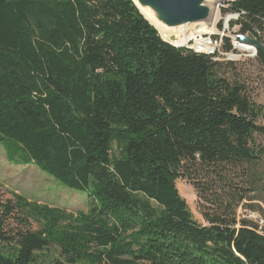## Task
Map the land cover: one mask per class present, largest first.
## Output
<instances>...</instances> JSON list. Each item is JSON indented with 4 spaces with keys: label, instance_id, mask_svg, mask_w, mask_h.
Masks as SVG:
<instances>
[{
    "label": "trees",
    "instance_id": "1",
    "mask_svg": "<svg viewBox=\"0 0 264 264\" xmlns=\"http://www.w3.org/2000/svg\"><path fill=\"white\" fill-rule=\"evenodd\" d=\"M224 11L264 45V0ZM202 52L165 42L133 0H0V146L89 195L77 213L0 199V264H264V226L237 217L264 184V109Z\"/></svg>",
    "mask_w": 264,
    "mask_h": 264
},
{
    "label": "rangeland",
    "instance_id": "2",
    "mask_svg": "<svg viewBox=\"0 0 264 264\" xmlns=\"http://www.w3.org/2000/svg\"><path fill=\"white\" fill-rule=\"evenodd\" d=\"M231 1L234 0H220L219 3L212 5L213 9L216 8V13L213 14L211 22L197 23L194 25L196 27L194 30H206L202 33L203 50L208 52L206 54L217 53L216 60L224 63L222 66L224 74L245 84L253 101L264 109V65L258 59L256 52L245 51L243 44H240L239 48L236 47L237 35H241L240 25L232 23L239 17L235 12L223 11L229 7ZM221 4L226 7L222 9ZM202 24L204 25L202 26ZM219 24H222L221 28ZM210 28L214 30L210 31ZM246 35L255 38L253 34ZM168 36H177L182 39V35L176 33H170ZM225 38H229L233 45V51L228 53L222 49ZM190 45L196 48L197 42L195 40L191 39L184 47L195 52L205 53L195 50ZM228 62H233V64L229 65ZM259 124L264 126V115L259 119ZM256 139L257 144L264 148V137L256 136ZM13 157L16 160L9 159L5 148L0 146V199L2 201L11 199L13 192H16L31 201L62 208L70 213L88 210L89 195L87 192L62 184L34 163H25L24 160H26L27 155L24 152H15ZM251 172L259 176L264 182V158L257 167L251 169ZM239 181L241 180L234 177L232 182ZM176 185L181 196L187 201L194 219L205 224L201 202L194 186L187 179H179ZM262 185L258 191L250 192L239 205L237 208L239 219H248L264 226V184ZM207 206L205 207L207 208ZM7 225L8 228H19L17 221L13 219L8 220ZM32 227L35 229L36 225L33 224Z\"/></svg>",
    "mask_w": 264,
    "mask_h": 264
},
{
    "label": "water",
    "instance_id": "3",
    "mask_svg": "<svg viewBox=\"0 0 264 264\" xmlns=\"http://www.w3.org/2000/svg\"><path fill=\"white\" fill-rule=\"evenodd\" d=\"M133 2L150 23L151 21L141 11V5L153 6L159 13V19L167 26L174 27L178 31L188 29L197 23L209 22L213 16V8L207 4V0H133ZM151 24L158 30L153 23ZM176 34L182 35L179 32ZM161 37L165 42L175 47H184V45H176L173 43V41L179 40L177 36H168V38ZM237 40L251 44L254 46L257 55L261 53L264 57V45L259 40L242 34L237 35Z\"/></svg>",
    "mask_w": 264,
    "mask_h": 264
},
{
    "label": "bare ground",
    "instance_id": "4",
    "mask_svg": "<svg viewBox=\"0 0 264 264\" xmlns=\"http://www.w3.org/2000/svg\"><path fill=\"white\" fill-rule=\"evenodd\" d=\"M219 1L220 0H207V4L209 6H212L215 3H217V2L219 3ZM140 9L144 13V15L151 21V23H153L158 28V30H159L161 36H163V38H168V35L170 33H173V32L174 33H178L179 32V33H182V39L173 41L174 44H176V45H185V44H188L189 41L192 39V40H195L197 42V46H196L195 50L200 51V52L205 51V50H203V47H202L204 45V44L202 45V43H203L202 40H204L202 38V33L205 32L206 30L204 31L200 27L201 30L195 31L194 30L195 26H192V27H190L188 29H184L182 31H178L176 28L167 26L163 21H161L159 19V13L155 10V8L153 6H142L141 5ZM215 13H216V8L213 9V14H215ZM203 25L204 24H202V26ZM205 26H206V24H205ZM213 30H214L213 28H210V31H213ZM206 39L209 40V38H206ZM237 41L240 44H243V49L245 51L255 52V48L251 44H248L246 42L239 41V40H237Z\"/></svg>",
    "mask_w": 264,
    "mask_h": 264
},
{
    "label": "built area",
    "instance_id": "5",
    "mask_svg": "<svg viewBox=\"0 0 264 264\" xmlns=\"http://www.w3.org/2000/svg\"><path fill=\"white\" fill-rule=\"evenodd\" d=\"M221 7H222V9H224V8H225V6H224V5H222V4H221ZM223 11H224V10H223Z\"/></svg>",
    "mask_w": 264,
    "mask_h": 264
}]
</instances>
